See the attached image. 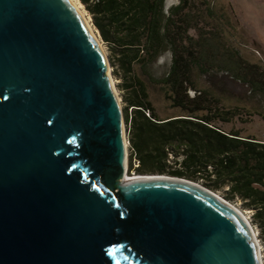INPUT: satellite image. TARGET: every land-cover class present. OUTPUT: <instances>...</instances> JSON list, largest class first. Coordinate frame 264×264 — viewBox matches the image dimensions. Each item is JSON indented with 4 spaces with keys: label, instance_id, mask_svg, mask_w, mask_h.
Instances as JSON below:
<instances>
[{
    "label": "water",
    "instance_id": "obj_1",
    "mask_svg": "<svg viewBox=\"0 0 264 264\" xmlns=\"http://www.w3.org/2000/svg\"><path fill=\"white\" fill-rule=\"evenodd\" d=\"M109 67L71 0H0V264H264L201 181L127 178Z\"/></svg>",
    "mask_w": 264,
    "mask_h": 264
},
{
    "label": "trees",
    "instance_id": "obj_2",
    "mask_svg": "<svg viewBox=\"0 0 264 264\" xmlns=\"http://www.w3.org/2000/svg\"><path fill=\"white\" fill-rule=\"evenodd\" d=\"M81 1L115 54L113 64L123 77L129 170L201 181L223 190L228 199L243 200L264 219V140L218 125L238 114V108L226 107L196 83L195 75L209 72L215 55L207 51V45L214 47L209 38L198 41L190 34L197 0H179L169 9L167 0ZM203 4L213 17L212 7L206 0ZM166 52L172 55L171 64L163 75H156L149 64ZM226 54L225 68L237 79L257 91L264 88V70L258 64L234 51ZM137 64L147 79L137 74ZM147 80L165 87L166 98L183 113L161 117ZM190 89L195 95H189Z\"/></svg>",
    "mask_w": 264,
    "mask_h": 264
},
{
    "label": "rangeland",
    "instance_id": "obj_3",
    "mask_svg": "<svg viewBox=\"0 0 264 264\" xmlns=\"http://www.w3.org/2000/svg\"><path fill=\"white\" fill-rule=\"evenodd\" d=\"M75 1L85 13L108 56L110 73L121 100L128 136V123L124 112L126 103L123 100L124 91L121 88L123 77L122 74L117 73L118 65L113 64L112 59H116L115 54L103 40L99 29L94 24L93 16L83 2ZM204 1L197 0L194 5L192 19L194 27L190 30V34L198 41L209 38L208 43L213 44L214 47L212 49L207 45V51L211 54L215 53V55L213 57L214 64L210 67L209 72H199L195 75L197 86L200 89L211 90L226 107L238 108V114L228 121H219L218 125L227 131L235 130L239 131L241 135L254 136L264 140V88L259 91L254 90L248 83L237 79L231 70L225 68L224 64V61L227 62L226 52L234 51L244 60L258 64L259 68L264 70V0H206L213 9V17L208 15L207 8L203 4ZM178 2L179 0H167L166 8L169 9L172 4ZM171 60V53L166 52L150 63L149 68L154 74L163 75L168 70ZM135 71L139 76L147 79L139 64L135 66ZM147 82L150 98L161 117L183 113L181 108L172 106L171 101L166 98L165 87L148 80ZM189 95H195V91L190 89ZM129 165L130 148L128 145V169ZM135 173V171L129 170L128 174L133 176ZM214 191L233 204L245 216L261 244L264 263V219L256 215V209L246 206L243 200L228 199L223 190Z\"/></svg>",
    "mask_w": 264,
    "mask_h": 264
},
{
    "label": "bare ground",
    "instance_id": "obj_4",
    "mask_svg": "<svg viewBox=\"0 0 264 264\" xmlns=\"http://www.w3.org/2000/svg\"><path fill=\"white\" fill-rule=\"evenodd\" d=\"M71 1H72V3L75 5V7L79 10V12H80L81 15L83 16L85 22H86L87 25L89 26L90 30L95 34V36L97 37V39H98L99 43L101 44L103 50L105 51V49H104V47H103V44L101 43V40H100L99 37L97 36L95 30L92 28V25L90 24L89 20L86 18L85 13L83 12V10H82L81 7L79 6V4H78L75 0H71ZM105 53H106V51H105ZM108 73H109V76H110V78H111V82H112V84H113V87L115 88L116 92H118L117 89H116V87H115L114 80H113V78H112V76H111V73H110V67H109V71H108ZM127 176H128L127 178H134L133 176H129V175H127ZM244 217H245V216H244ZM255 237H256V236H255ZM256 240H257L258 243H260L259 240L257 239V237H256ZM260 245H261V244H260Z\"/></svg>",
    "mask_w": 264,
    "mask_h": 264
}]
</instances>
